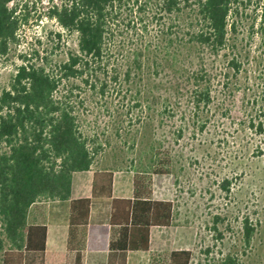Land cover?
<instances>
[{"label": "rangeland", "instance_id": "374dc122", "mask_svg": "<svg viewBox=\"0 0 264 264\" xmlns=\"http://www.w3.org/2000/svg\"><path fill=\"white\" fill-rule=\"evenodd\" d=\"M21 3L31 16L20 32L13 61L0 63V90L21 63L19 55L37 49L62 60L69 48L77 47L76 35L46 17L49 0ZM261 3L234 0L230 22L236 24V33H229L217 53L190 44L188 36L171 45L165 38L172 20L146 17L147 31L144 24L136 25L112 54L121 74L118 83L109 84L104 95L78 81L73 87V102L84 103L77 105L81 131L99 150L91 170H112L129 180L143 173L152 178L159 197L174 201L175 225L165 230L170 246L153 264H168L173 248L192 251L191 264H264V39L257 26ZM175 30L170 37L175 38ZM57 33L62 34L60 43ZM137 48H145L143 70L127 82L125 72ZM195 81L207 89L209 101H196ZM159 169L168 175H154ZM246 220L255 229L250 244L245 242ZM0 245L3 264L4 252L13 247L3 231ZM61 255H52L55 264H65L58 262Z\"/></svg>", "mask_w": 264, "mask_h": 264}, {"label": "trees", "instance_id": "16d2710c", "mask_svg": "<svg viewBox=\"0 0 264 264\" xmlns=\"http://www.w3.org/2000/svg\"><path fill=\"white\" fill-rule=\"evenodd\" d=\"M21 1L0 0V63L13 61L21 44L22 27L29 22L31 13ZM49 2L52 5L46 17L55 20L64 32L76 35L77 47L69 48L62 60H52L53 52L37 49L19 55L21 63L8 86L0 90V232L13 246L4 252L3 264H55L47 251L48 228L28 224L31 206L42 198L70 203L69 253L56 261L84 264L82 247L91 208L94 201L109 200V226L114 236L108 248L125 264L129 253L150 251L152 227L173 225L175 207L172 201L153 198L152 178L143 173L133 179L132 199L113 198L112 170L95 172L91 198L71 199L74 174L91 171L99 154L81 131L77 105L84 103L73 102V87L78 81L104 95L109 84L118 83L121 74L113 66L112 54L136 25L144 24L147 29L146 17L151 15L161 21L165 17L172 20L165 38L171 45H180L188 36L190 44L219 52L228 42L229 33H236V24L230 22L236 11L234 0ZM258 11V32L264 39V3ZM185 25L187 32L181 34ZM174 30L175 38L170 37ZM55 38L60 43L62 34L57 33ZM57 48L60 45L54 46ZM144 52L145 48L134 50L125 72L127 82L132 73L143 70ZM195 86L196 101H209L207 89L202 90L197 81ZM153 173L168 175L163 169ZM245 229V242L250 244L255 229L248 220ZM101 230L107 234L109 228ZM192 258L190 250L173 251L168 264H191Z\"/></svg>", "mask_w": 264, "mask_h": 264}, {"label": "crops", "instance_id": "0c3cea01", "mask_svg": "<svg viewBox=\"0 0 264 264\" xmlns=\"http://www.w3.org/2000/svg\"><path fill=\"white\" fill-rule=\"evenodd\" d=\"M96 170L88 172L75 173L72 184L71 199L91 198L93 179ZM114 173L113 182V198L115 199H132L134 196L133 179L129 180L128 176H117ZM153 188V198L157 200H169L158 196L156 189ZM175 207V205H174ZM112 212V204L109 200L94 201L91 208L90 219L88 227L84 231V244L82 252L84 256V264H123L120 257L113 255L108 248L111 240V235L114 236L113 229L109 226V220ZM69 219H70V203L61 202L59 200L46 199L41 202L33 204L29 210L28 224L30 225H44L48 228L47 251L52 255L62 254L66 255L68 251L69 241ZM166 227H152L150 235V251L129 253L126 256L125 264H153L156 260V255L159 252L167 251L170 244L169 237L166 234ZM108 227V233L103 234L101 228ZM157 245V247L155 246ZM189 250L185 248H173V251ZM73 251V250H72ZM141 256H138V255ZM168 255V257H169ZM167 257V258H168ZM65 264H72L71 261H65Z\"/></svg>", "mask_w": 264, "mask_h": 264}]
</instances>
